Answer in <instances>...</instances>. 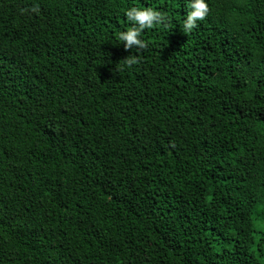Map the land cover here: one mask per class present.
<instances>
[{
	"label": "trees",
	"instance_id": "trees-1",
	"mask_svg": "<svg viewBox=\"0 0 264 264\" xmlns=\"http://www.w3.org/2000/svg\"><path fill=\"white\" fill-rule=\"evenodd\" d=\"M207 3L0 0V264H264V0Z\"/></svg>",
	"mask_w": 264,
	"mask_h": 264
},
{
	"label": "clouds",
	"instance_id": "clouds-1",
	"mask_svg": "<svg viewBox=\"0 0 264 264\" xmlns=\"http://www.w3.org/2000/svg\"><path fill=\"white\" fill-rule=\"evenodd\" d=\"M188 8L189 11L183 17L181 28L184 34L191 33L198 26V22L206 19L210 10L207 0H189ZM32 11L35 12L38 9L33 8ZM124 16L131 27L127 30H121L118 33L117 41L123 43L125 50H133L136 54H129L122 59L121 71L137 64L140 50L148 47V42L142 37L145 30L157 27L168 28L171 23L167 14L152 7H129L124 12Z\"/></svg>",
	"mask_w": 264,
	"mask_h": 264
}]
</instances>
